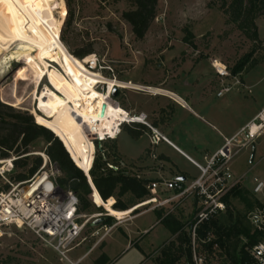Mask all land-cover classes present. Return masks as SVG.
I'll return each instance as SVG.
<instances>
[{"label": "rangeland", "instance_id": "obj_1", "mask_svg": "<svg viewBox=\"0 0 264 264\" xmlns=\"http://www.w3.org/2000/svg\"><path fill=\"white\" fill-rule=\"evenodd\" d=\"M131 1L65 0L67 15L69 12L71 15H69L68 23L63 24L61 28L60 40L62 44L73 55L90 50L91 54L86 57L96 56L99 65L105 68V70H96V72L102 74L108 80L116 77L117 81L120 82L132 81L133 83L156 84L162 80H180L188 83H190L189 81L206 79L217 81L219 77L216 75L212 64L214 62L221 63L227 66L230 74V77L225 79L224 83L226 87H231V91L222 97H218L217 94L223 87L221 84L218 89H210L205 92V98H207L206 111L215 113L222 120L226 119L227 126L234 129L244 120L251 119L264 107V16H260L256 20L260 41L254 43L238 30L237 25L229 22L224 3L230 5L233 0H159L155 21L146 37L143 40H137L131 31V27L122 17L125 11L131 9ZM53 14L55 19H60L59 9L55 8ZM185 39H188L189 42H185ZM20 47V44L16 43L10 46L7 52H2V57L0 56V104L10 107L16 112L32 115L36 123L37 94L45 86L50 88L51 86L47 77L39 80V76L32 71L35 76L32 91L27 89L28 82L19 81L17 83L15 81L16 77L26 68L17 59L21 51ZM250 53H253V56L248 65L240 75L233 76L232 69ZM54 67L57 68L55 64ZM220 82L222 83V80ZM237 82L239 84H236ZM98 88L99 92H106L105 86L101 85ZM125 92L122 91L121 95V91H119L117 97H112V99L118 101L117 98L123 96ZM137 93L140 94L132 95L128 92V100L139 104H144L149 100L146 95H143L146 93ZM4 122L6 125H4ZM209 122L220 128L219 124L213 121ZM13 123H15V119L12 113L0 108V129L3 130L0 132L1 135H4V129L9 128L8 124ZM132 128L135 130L143 129L139 126H132ZM124 129L127 130L120 137L118 145H123L126 152H136L141 147L147 146L148 140L146 137L133 142L135 141V139H132L133 132L127 126ZM92 139L96 143L95 137ZM113 142L109 140L103 144L96 143L98 149L96 148L95 158L100 153L103 161L107 162L108 165L112 164L119 167L120 164H118V156L114 151ZM129 145L132 146L129 147ZM48 146L46 141L39 139L30 147L28 155L17 157L10 153L8 158L0 159V161L15 159L10 181L14 182L17 175L23 174L32 168L36 159L40 158L42 165L41 154L46 153ZM130 149H133V151H129ZM239 153L234 165H236L239 172L246 173V176L240 178L241 180L237 181L236 185L227 193V211L229 213L220 215L215 221L218 220L219 225L228 227L232 224L230 222L231 217L235 218L239 215L240 230L250 229L253 231L256 229L255 222L260 223L261 221L264 224V191L260 194L254 193V180L260 179L258 175H262L264 172V162L253 165L249 150H240ZM172 156L176 159L178 166L186 170L190 176L200 174L186 160L180 159L177 154L175 156L174 152ZM23 157H29V160H27L28 167H16L15 163ZM124 170L127 175L134 173L127 168L122 171ZM62 177L63 175L60 172L58 181ZM5 186L4 181L0 179V189H4ZM236 191L243 193L246 200L241 201L233 197V193ZM123 200L128 203L130 199L124 197ZM91 203L93 209L90 212L81 213L88 218L95 217L83 234L85 241L81 246L85 249L88 258L81 264L98 263L104 243L103 239L106 236V230L102 224L109 217V214L105 207L103 208L106 211L99 210L93 204L92 199ZM177 203L173 204V209L176 211L175 216L183 222L193 220V207L187 202ZM145 205L147 203L142 205L139 203L140 208ZM135 208L132 207L131 209L134 210ZM140 208L134 215L145 213L146 209ZM256 212L257 218H253L252 216ZM114 215L120 220L127 218L123 215ZM115 217H111L113 227H107V229L116 228L112 231L121 232L120 228H117L118 221L115 220ZM146 218L140 220L143 221ZM96 220L102 222L98 226H94L93 223ZM126 224L128 225V223ZM154 229L151 235L163 232L158 224ZM96 231H99L98 236L95 235ZM112 231H109V234ZM217 232L223 235V230L218 229ZM217 235L216 238L218 239ZM102 236L104 237L101 240ZM224 237L227 238V236ZM175 242L176 236L172 238L168 245ZM245 243V238L233 235L223 248L217 245L212 251H209L201 243H197V248L205 256L204 264H234V260L238 259L241 246ZM179 245L180 243L175 247ZM185 248L187 246L184 244L183 249ZM162 249L154 252L157 259L161 257ZM93 250L94 252L91 253ZM89 253L91 254L89 255ZM75 254H68L69 259L74 260L73 262H75L73 258ZM179 254L181 259L178 264H190L184 255ZM0 264L70 263L51 247L41 243L33 233L14 225L0 227Z\"/></svg>", "mask_w": 264, "mask_h": 264}, {"label": "crops", "instance_id": "obj_2", "mask_svg": "<svg viewBox=\"0 0 264 264\" xmlns=\"http://www.w3.org/2000/svg\"><path fill=\"white\" fill-rule=\"evenodd\" d=\"M189 82L190 83L180 80H162L156 84H141L135 82L134 84L159 90L162 94H143L149 98L144 104L128 100V92L132 95L140 94L133 91H126L123 93V96L117 98L119 106L127 113L134 116L140 114L146 115L147 123L149 125V127L137 124L133 125L143 128L137 130L133 129L132 126H127V128L129 127V130L133 132L132 139H135L133 142H137V140H141L143 137H146L148 140L147 146L143 148L141 147V149L136 150V152H126L123 145H118L120 137L127 130L124 129L126 126L123 127L121 135L114 140V151L118 156V164L121 165H119L121 168L119 171L127 168L128 170L133 171L134 173H132V175H135L138 179L149 181L148 184L159 180H170L182 177L189 180L196 179L199 175L190 176L186 170L180 168L176 159L172 156V153L174 152L175 156L177 154L180 159L186 160L192 166L194 165L191 161L203 166L206 163L207 157L216 154L224 146L225 139L236 137L264 108L263 107L251 119H246L241 122L235 129L228 127L226 119L222 120L215 113L213 114L206 111L207 98H205V92L210 89H218L221 85L220 79L217 81L215 79H206ZM209 121L219 124L220 128ZM153 130L158 131L166 139L162 140L157 146H151L150 136L152 135ZM253 144L255 145L256 153L254 160L251 161V163L253 165L255 163H263L264 135L257 138ZM131 146L132 145H129V147ZM242 150H249L252 157V146ZM129 151H133V149H130ZM236 157L232 162L231 168L233 176L235 178L239 176L237 178L240 179L243 176H246V173H241L237 170L236 165H234ZM258 177L260 178V181L264 182V172L262 175L259 174ZM173 195V193L162 192L157 198L159 201H163ZM151 197L152 196L150 195V198L140 205L147 203ZM176 202L179 204L181 202L189 203V205L193 207L192 218H194L197 213L198 201L190 198L181 201H174L164 207L156 208L154 210H152L153 205L147 204L144 207H141L146 209L145 213L134 215V212L140 208L138 204L134 206V208L136 207L134 209L135 211L133 210L134 212L132 214L126 216L127 218L123 220L115 218V220L118 221L117 228H120L121 232H114L112 231L114 228H112V233H108V236L106 235L104 237V243L97 264H157V257H155L156 255L154 253L155 251L163 248V252L164 249L173 244L177 245L179 243L178 239L180 233H174L169 228V224L163 222V220L168 217L183 222L175 216L176 211L173 209V204ZM144 217L147 218L141 221L140 219H143ZM191 221L183 222L185 224L183 232L190 236V247L192 249L191 230L189 229ZM126 223H128V225ZM157 224L161 227L163 232L151 235ZM102 225L106 228L113 227V225L109 226L106 223H103ZM175 236L176 244L172 243L171 245H168ZM197 243H201L203 246L202 241L199 242L197 240ZM81 245L70 252L71 255L76 253L74 257H71L75 259L77 264H81L88 258L85 249H83ZM165 245L166 247H164ZM93 252L94 250L91 253ZM91 253H89V255ZM90 264L94 263L92 262Z\"/></svg>", "mask_w": 264, "mask_h": 264}, {"label": "built area", "instance_id": "obj_3", "mask_svg": "<svg viewBox=\"0 0 264 264\" xmlns=\"http://www.w3.org/2000/svg\"><path fill=\"white\" fill-rule=\"evenodd\" d=\"M216 75L222 80V88L218 97L231 91V87L225 86V79L230 77L227 66L214 62L212 64ZM88 69L105 70L99 65L98 59L94 56L91 63H87ZM117 81V78L109 79ZM120 83V81H117ZM131 84V81L126 82ZM236 84H239L238 82ZM105 86L106 84H98ZM118 91H129L115 87ZM137 92L146 94H157L151 87L141 86ZM114 104L119 103L114 100ZM129 117L125 122L119 121L114 127V136L106 135L95 137V142L103 144L107 141L116 140L122 133L124 126L143 125L149 127L147 117L144 114L138 116L127 113ZM264 135V108L256 115L253 121L246 126L236 137L225 139L224 146L214 155L206 158L205 165L194 161L191 163L198 169L199 177L193 180L186 179L185 182L176 179L159 180L148 184L147 190L152 196L148 205H153L152 210L164 207L165 205L178 200L195 199L198 201L197 213L189 224L192 237V260L193 264H204L205 256L197 248V230L204 223L211 221L220 214L226 212L227 206L224 199L229 190L234 187L237 181L232 173V162L240 150L252 146L254 141ZM162 140H166L158 131L153 130L150 136L151 146H157ZM94 142V141H93ZM95 143V144H96ZM42 165L35 174L25 182H11L10 175L13 171L15 159L0 161V179H2L7 190L0 191V227L17 226L35 235L41 243L51 247L63 259L70 264L72 262L68 254L79 247L85 239L83 238L86 227L95 217L88 218L79 211V199L76 193L68 186H60L58 177L60 170L52 163L46 153L41 154ZM108 167L118 172L120 167L109 164ZM255 194L263 193L264 182L255 179ZM162 192L173 193L174 195L166 200L159 201L157 198ZM260 213V212H259ZM257 212L252 216L257 218ZM260 218V216H259ZM257 230H262L264 224L255 222ZM112 228L105 227L106 235ZM99 235V231L95 232ZM104 236L101 237V240ZM252 262L248 264H264V239L253 247L250 253Z\"/></svg>", "mask_w": 264, "mask_h": 264}, {"label": "trees", "instance_id": "obj_4", "mask_svg": "<svg viewBox=\"0 0 264 264\" xmlns=\"http://www.w3.org/2000/svg\"><path fill=\"white\" fill-rule=\"evenodd\" d=\"M158 4L159 0H132L131 9L123 13L122 17L124 21L129 24L137 40H143L146 37L157 17ZM224 8L230 23L237 25L238 30L252 42L256 43L260 41L256 20L260 16H264V0H233L230 5L224 3ZM69 15H71L70 12L64 24L68 23L70 18ZM185 42H189V40L185 39ZM90 54L91 51L87 50L75 53L74 55L76 58H79V60H84L86 56ZM252 56L253 53H250L237 63L232 69L233 76H238L242 73ZM15 81L17 83H19V81L28 82L27 89L32 91L35 76L32 74L31 70L25 68L16 77ZM17 104L19 105V103ZM0 108L10 111L15 119V123L8 124L9 128L4 129V135L0 133V159L8 158L10 153H13L17 157L26 156L30 153V147L34 145L37 140L43 139L49 145L46 149V154L51 162L57 165L63 175L62 179L58 181L59 185L62 187L68 186L76 193L80 202L79 211L81 213H87L93 209L91 203L92 199L93 204L97 208L101 207L98 208L99 210H104L103 207L104 204H106L109 211L113 214L129 216L135 211L131 209L132 207L150 198V193L146 187L149 181L138 179L135 175H127L125 170L114 172L108 167V163L103 161L100 153H98L97 157L94 159L93 167L89 174L91 180L89 181L86 174L75 165L60 139L48 129L35 123L32 115L19 111L16 112L14 109L2 104H0ZM4 125H6L5 122ZM1 131L3 130L0 129V132ZM95 145L98 149V145ZM27 160H29V157L19 159L15 163L16 167L27 168ZM40 166L41 160L38 158L34 161L33 167L27 172L17 175L14 182L18 183L29 180ZM7 189L8 186H5L4 189H0V191ZM124 197L130 199L128 203L123 200ZM233 197L241 201L246 200L243 193L240 191L233 193ZM224 201L226 206H228L227 197ZM129 203L136 204H132V206ZM134 213H136V211ZM227 213H229V211L226 209V212L223 214L226 215ZM223 214L220 215L222 216ZM216 218L200 226L197 230V240L203 242V246L206 250L212 251L217 245L223 248L226 243L229 242L231 236H242L246 239V243L241 246L238 259L234 260V264L251 263V250L264 239V228L262 230L254 229L253 231L250 229L240 230L239 215L235 216V218L231 217L230 222H232V224L228 227L219 225V221H215ZM163 222L169 224V228L174 233H180L178 239L180 245L175 247L176 245L173 244L164 249L161 257L156 261L157 264H178L181 259L179 253L184 255L190 264H193L192 249L190 247L191 238L183 232L185 224L175 219L173 220L172 217L165 218ZM103 223L110 226L112 224V218L107 217ZM216 229L223 230V235L219 234ZM224 236H227V238ZM184 244L187 246L185 249H183Z\"/></svg>", "mask_w": 264, "mask_h": 264}, {"label": "bare ground", "instance_id": "obj_5", "mask_svg": "<svg viewBox=\"0 0 264 264\" xmlns=\"http://www.w3.org/2000/svg\"><path fill=\"white\" fill-rule=\"evenodd\" d=\"M55 8L60 10L59 20L54 17ZM66 17L65 0H0V56L19 43V63L37 74L39 80L48 78L51 88L45 86L36 97V123L61 140L75 165L90 181L96 153L92 138L114 136L115 125L129 118L124 109L114 104L115 87L130 91L141 86L111 81L93 68L88 69L86 64L94 56L84 60L73 56L60 40ZM100 83L108 86L107 92L98 91ZM153 92L162 94L156 89ZM104 207L115 217L106 204Z\"/></svg>", "mask_w": 264, "mask_h": 264}, {"label": "water", "instance_id": "obj_6", "mask_svg": "<svg viewBox=\"0 0 264 264\" xmlns=\"http://www.w3.org/2000/svg\"><path fill=\"white\" fill-rule=\"evenodd\" d=\"M118 93H119V91L118 90H114V92L112 93V97L113 98H116L117 97V95H118ZM104 113H105V106H103V108H102V115H104ZM68 152V151H67ZM255 153H256V148H255V145L254 144H252V157H251V161H253L254 160V157H255ZM70 155V154H69ZM74 162V161H73ZM176 180H179V181H183V182H185L186 181V178H176ZM89 182V181H88ZM90 184V183H89ZM91 187H92V185H91ZM93 189V188H92ZM100 222H102L101 220H96L94 223H93V225L94 226H98L99 224H100Z\"/></svg>", "mask_w": 264, "mask_h": 264}]
</instances>
